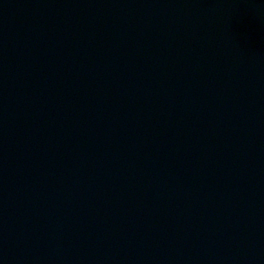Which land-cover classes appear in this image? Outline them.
<instances>
[{"label":"water","instance_id":"1","mask_svg":"<svg viewBox=\"0 0 264 264\" xmlns=\"http://www.w3.org/2000/svg\"><path fill=\"white\" fill-rule=\"evenodd\" d=\"M0 264H264V0H0Z\"/></svg>","mask_w":264,"mask_h":264}]
</instances>
